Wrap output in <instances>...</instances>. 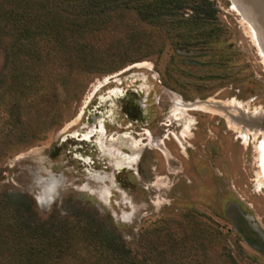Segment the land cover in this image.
Listing matches in <instances>:
<instances>
[{"label": "rangeland", "instance_id": "rangeland-1", "mask_svg": "<svg viewBox=\"0 0 264 264\" xmlns=\"http://www.w3.org/2000/svg\"><path fill=\"white\" fill-rule=\"evenodd\" d=\"M210 1L213 21L124 13L66 44L36 40L34 60L0 34V195L68 221L60 264H115L77 217L119 235L131 264H264V64L232 1Z\"/></svg>", "mask_w": 264, "mask_h": 264}, {"label": "trees", "instance_id": "trees-1", "mask_svg": "<svg viewBox=\"0 0 264 264\" xmlns=\"http://www.w3.org/2000/svg\"><path fill=\"white\" fill-rule=\"evenodd\" d=\"M33 0H0V34L15 35L11 43L14 55L30 60L39 58L36 40L66 44L84 31L99 30L114 17L133 13L137 20L153 26L180 23H205L215 19L216 9L210 0H40V9L32 12ZM51 3V4H50ZM54 4L63 13L62 24L48 16L47 5ZM186 11L191 18H181ZM45 16V17H44ZM76 222L91 229L98 250L96 257L115 264L135 261L121 237L103 227L95 218ZM68 221L59 226L40 222L31 200L23 194L0 195V264H60L70 243ZM136 262V261H135Z\"/></svg>", "mask_w": 264, "mask_h": 264}, {"label": "bare ground", "instance_id": "bare-ground-1", "mask_svg": "<svg viewBox=\"0 0 264 264\" xmlns=\"http://www.w3.org/2000/svg\"><path fill=\"white\" fill-rule=\"evenodd\" d=\"M231 1H232L233 8L242 16L245 24L247 25L248 30H249V32L251 34L250 36L253 38V40H254L253 42H255V44H256V46L258 48V53H259V55L261 57L262 64H264V0H231ZM135 67H141V66L140 65H136ZM199 107H204V106H199ZM229 109H230L229 112H232L233 114L236 112V111H234L236 108H234V109L229 108ZM79 115H81V113ZM79 117L80 116H78L77 119H79ZM251 117L249 115L242 116L241 120L243 121V123L249 124V123L253 122ZM259 120H260V122L264 121V116L262 117V119H259ZM260 122H258V123H260ZM185 125H186V122L184 123V126ZM262 129H264V128L262 127ZM251 131H254V129L251 128ZM253 134L260 135V137H261V139L258 142V145L256 147V150H257V153H258L259 167H260V171H259L258 175L262 178L261 184L264 185V130H261V131L259 130L258 133L254 132ZM123 137H124V135H123ZM121 147H123V146H121ZM128 148H129V150H137V149H139V148H134V147H131V146H128ZM132 157L134 158L135 155L132 156ZM256 181H258V180H256Z\"/></svg>", "mask_w": 264, "mask_h": 264}, {"label": "flooded vegetation", "instance_id": "flooded-vegetation-1", "mask_svg": "<svg viewBox=\"0 0 264 264\" xmlns=\"http://www.w3.org/2000/svg\"><path fill=\"white\" fill-rule=\"evenodd\" d=\"M122 110V109H121Z\"/></svg>", "mask_w": 264, "mask_h": 264}]
</instances>
